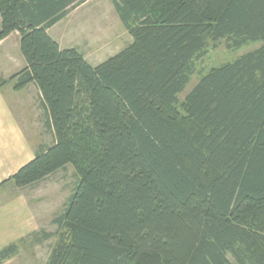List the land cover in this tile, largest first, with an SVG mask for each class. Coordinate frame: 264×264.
Here are the masks:
<instances>
[{"label": "trees", "instance_id": "16d2710c", "mask_svg": "<svg viewBox=\"0 0 264 264\" xmlns=\"http://www.w3.org/2000/svg\"><path fill=\"white\" fill-rule=\"evenodd\" d=\"M87 1L0 0V43L18 33L25 61L13 89L38 87L55 136L4 183L78 177L46 264H264V0H113L133 43L98 66L48 32ZM222 41L261 45L180 102Z\"/></svg>", "mask_w": 264, "mask_h": 264}, {"label": "rangeland", "instance_id": "374dc122", "mask_svg": "<svg viewBox=\"0 0 264 264\" xmlns=\"http://www.w3.org/2000/svg\"><path fill=\"white\" fill-rule=\"evenodd\" d=\"M55 28L53 29L54 32L52 30L53 37L58 38L62 45L64 46L65 43L66 46V48L61 47V49L80 51L92 66L102 64L133 43V38L129 35L116 12L113 0H88L69 13L67 22L63 21ZM18 38L19 36L13 35L0 47V57L5 56L4 53L6 52L14 63L9 67L5 64L4 59H1L0 74L2 75L3 73H10L13 66L16 73L22 70L19 61L21 55L17 48ZM260 45L251 44L234 50L228 48L224 41L215 45L209 42L207 53L197 62L196 74L192 77L185 92L180 95V102L193 89L203 74L236 60L238 57L259 48ZM11 77L4 82L13 87L15 81ZM31 90L33 88L30 89V93ZM177 108L181 111L179 106ZM36 110H38L39 115L43 112L38 100H36ZM32 132L39 134L40 142L50 143L52 132L43 126L41 120L38 131ZM33 139L32 141L35 140ZM77 183L78 177L72 166L66 167L34 187L17 189L12 183H5L0 192V201L22 196L33 209L34 218L38 225V236L34 238L30 236L23 243H20L17 256L4 264H46L48 262L50 253L58 240V236H55L58 228L54 220L66 210ZM49 234L51 237L44 238L45 235ZM229 258L234 261L232 256Z\"/></svg>", "mask_w": 264, "mask_h": 264}, {"label": "crops", "instance_id": "0c3cea01", "mask_svg": "<svg viewBox=\"0 0 264 264\" xmlns=\"http://www.w3.org/2000/svg\"><path fill=\"white\" fill-rule=\"evenodd\" d=\"M63 21L67 22V17L49 29L48 32L60 47L66 48L64 42L63 46L58 38L53 37V29ZM13 35L19 36L18 33H13L0 43V47ZM17 48L20 52V36ZM4 54L5 56L0 57V61L4 59L6 65L12 66L14 64L12 60L6 52ZM19 61L23 69L25 61L22 55ZM15 74L16 71L13 66L10 73L0 74V83L7 81L10 76ZM31 88L34 91L31 90L30 93ZM36 100L43 108L41 115L36 110ZM40 120L43 126L52 132L48 144L40 142L41 137L39 134L35 133V136L32 132L38 131ZM32 138L35 140L32 141ZM54 142L55 136L51 128L50 116L42 101L38 87L35 84H30L25 89L15 91L8 83L2 85L0 87V192L5 186L4 182H7L21 167L33 160L40 149L52 145ZM34 216L32 207L22 196H15L3 202L0 201V251L11 244H19L21 240L37 233L38 225Z\"/></svg>", "mask_w": 264, "mask_h": 264}]
</instances>
